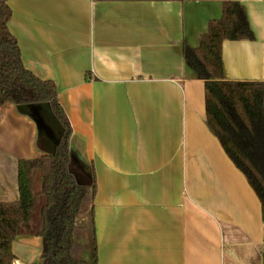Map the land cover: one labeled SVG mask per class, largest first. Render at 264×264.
Instances as JSON below:
<instances>
[{"label": "crops", "instance_id": "crops-1", "mask_svg": "<svg viewBox=\"0 0 264 264\" xmlns=\"http://www.w3.org/2000/svg\"><path fill=\"white\" fill-rule=\"evenodd\" d=\"M225 1L244 5L254 39L222 43L224 77L264 84V0H6L23 66L56 84L69 166L94 177L97 264H263L260 202L183 57ZM60 136L45 103L0 107V202L18 200L17 161ZM32 216L12 264H42Z\"/></svg>", "mask_w": 264, "mask_h": 264}, {"label": "trees", "instance_id": "trees-1", "mask_svg": "<svg viewBox=\"0 0 264 264\" xmlns=\"http://www.w3.org/2000/svg\"><path fill=\"white\" fill-rule=\"evenodd\" d=\"M10 16L6 0H0V107L45 103L61 128V136L54 152L17 161L18 200L0 202V264H12V242L21 228L29 226L36 206L34 234L43 241L42 264H97L94 177L76 183L67 148L70 126L58 101L56 84L23 66L20 48L8 29ZM253 39L244 5L225 1L221 16L208 22L198 46H184L183 57L203 81L206 123L249 182L264 220V84L226 80L222 63L224 41ZM37 173L41 184L34 192Z\"/></svg>", "mask_w": 264, "mask_h": 264}, {"label": "water", "instance_id": "water-1", "mask_svg": "<svg viewBox=\"0 0 264 264\" xmlns=\"http://www.w3.org/2000/svg\"><path fill=\"white\" fill-rule=\"evenodd\" d=\"M63 143L64 141L62 140V144ZM73 173L77 184L85 183L87 180H91L90 176L85 177L80 171H78V169H75Z\"/></svg>", "mask_w": 264, "mask_h": 264}, {"label": "rangeland", "instance_id": "rangeland-1", "mask_svg": "<svg viewBox=\"0 0 264 264\" xmlns=\"http://www.w3.org/2000/svg\"><path fill=\"white\" fill-rule=\"evenodd\" d=\"M31 217H32V219H31L30 221H33V220H34V218H33V216H31ZM84 257H85V258H88V254H87V253H85V254H84Z\"/></svg>", "mask_w": 264, "mask_h": 264}]
</instances>
